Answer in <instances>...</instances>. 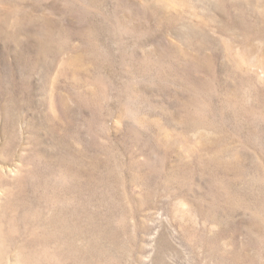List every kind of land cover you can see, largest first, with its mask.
Instances as JSON below:
<instances>
[{
  "label": "rangeland",
  "instance_id": "obj_1",
  "mask_svg": "<svg viewBox=\"0 0 264 264\" xmlns=\"http://www.w3.org/2000/svg\"><path fill=\"white\" fill-rule=\"evenodd\" d=\"M0 264H264V0H0Z\"/></svg>",
  "mask_w": 264,
  "mask_h": 264
}]
</instances>
